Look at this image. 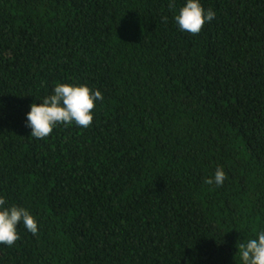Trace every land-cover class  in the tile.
I'll return each mask as SVG.
<instances>
[{"label":"trees","instance_id":"16d2710c","mask_svg":"<svg viewBox=\"0 0 264 264\" xmlns=\"http://www.w3.org/2000/svg\"><path fill=\"white\" fill-rule=\"evenodd\" d=\"M201 3L192 34L184 0H0V197L39 227L0 264H241L264 230V0ZM57 83L104 99L37 139Z\"/></svg>","mask_w":264,"mask_h":264},{"label":"clouds","instance_id":"9594fccd","mask_svg":"<svg viewBox=\"0 0 264 264\" xmlns=\"http://www.w3.org/2000/svg\"><path fill=\"white\" fill-rule=\"evenodd\" d=\"M215 16V11L205 9L201 0H184L174 21L181 31L196 34ZM164 19L167 20V17ZM103 99L99 89L94 90L87 84L57 83L52 93L38 99L40 103H32L26 114L31 136L46 138L59 124L74 123L78 127L87 128L94 119L92 110L96 102ZM225 179L224 170L217 168L207 183H215L219 187ZM21 224L32 234L39 231L38 221L29 209L19 205L6 206V200L0 197V244L12 246L19 239L17 229ZM237 246L241 264H264V230L257 231L255 237H246Z\"/></svg>","mask_w":264,"mask_h":264}]
</instances>
